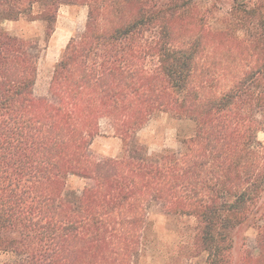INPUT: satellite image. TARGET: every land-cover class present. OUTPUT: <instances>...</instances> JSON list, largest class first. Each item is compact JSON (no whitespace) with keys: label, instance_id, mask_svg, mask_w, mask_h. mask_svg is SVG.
<instances>
[{"label":"trees","instance_id":"obj_1","mask_svg":"<svg viewBox=\"0 0 264 264\" xmlns=\"http://www.w3.org/2000/svg\"><path fill=\"white\" fill-rule=\"evenodd\" d=\"M64 5L87 21L38 97L42 45L3 24L40 21L49 39ZM162 117L192 129L151 152L139 133ZM104 123L117 156L93 151ZM261 134L264 0L226 13L201 0H0L2 264H140L155 211L193 242L178 264H232L234 231L260 214ZM257 242L241 264H264V225Z\"/></svg>","mask_w":264,"mask_h":264},{"label":"rangeland","instance_id":"obj_2","mask_svg":"<svg viewBox=\"0 0 264 264\" xmlns=\"http://www.w3.org/2000/svg\"><path fill=\"white\" fill-rule=\"evenodd\" d=\"M217 1L221 12L226 13L229 9L230 0H201L206 5ZM88 17V8L82 6H62L55 31L48 39L45 24L40 21H29L21 19L18 21H7L3 24L5 30L11 35L26 41H38L41 43V53L38 76L35 86V94L44 97L49 94L50 84L54 70L59 63L63 52L71 38L82 31ZM192 126L187 123L169 120L162 117L152 121L140 133V143L149 148L151 152H158L163 149H176L178 147L179 133L191 131ZM103 137L96 139L93 151L101 156H117L124 149L123 141L114 137L109 126L103 124ZM264 140V134L260 135ZM258 221L250 226L236 229L233 233L234 249L232 251V264H241L247 253L258 252L257 238L260 233V226L264 225V194L258 203ZM149 241L147 253L142 256L140 264H178V247L185 245L192 246V240L188 236L180 234L184 223L167 218L162 212L155 211L151 216ZM257 223H259L257 225ZM193 235V233H192ZM155 245V247H154ZM0 256V264L3 262ZM204 257L192 258L186 264H203Z\"/></svg>","mask_w":264,"mask_h":264}]
</instances>
